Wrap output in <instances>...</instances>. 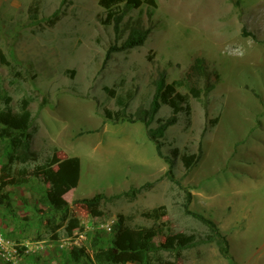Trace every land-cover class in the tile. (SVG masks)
<instances>
[{
  "label": "rangeland",
  "instance_id": "374dc122",
  "mask_svg": "<svg viewBox=\"0 0 264 264\" xmlns=\"http://www.w3.org/2000/svg\"><path fill=\"white\" fill-rule=\"evenodd\" d=\"M155 2L127 8L116 32L100 21L106 13L99 0H0V109L29 101L38 154L15 166L26 182L0 183V264H99L74 261L72 248L92 254L94 237L106 246L119 223L150 227L155 221L143 213L162 205L156 246L182 234L194 242L180 253L157 249L145 264H264V0ZM134 29L150 30L143 45L120 49ZM196 56L206 57L220 80L190 97L189 123L179 113L161 138L170 158L175 147L200 156L189 170L177 157L173 180L142 119L150 117L158 73L187 93L181 80ZM105 86L135 92L124 121L102 117L104 107L120 109ZM59 106L68 109L61 119ZM172 114L161 103L149 128ZM5 149L0 139V172ZM70 156L81 160L79 183L50 205L49 184L30 173L53 158L55 169L64 167ZM92 200L98 215L87 208ZM186 205L216 224L231 260Z\"/></svg>",
  "mask_w": 264,
  "mask_h": 264
},
{
  "label": "trees",
  "instance_id": "16d2710c",
  "mask_svg": "<svg viewBox=\"0 0 264 264\" xmlns=\"http://www.w3.org/2000/svg\"><path fill=\"white\" fill-rule=\"evenodd\" d=\"M144 1L152 5L156 3L155 0H99L100 5L105 9L106 13L105 18L100 15L99 19L104 24L113 23L115 31L119 32L126 9L139 6ZM122 4L125 5L124 9L120 7ZM32 15L37 17V10H33L32 8ZM149 31V29H134L127 39L123 41L120 49L143 45ZM242 34L244 36L249 35L246 30H243ZM254 37L256 36L254 35ZM219 80V72L211 68L209 61L204 56H196L193 59L185 72L184 78L181 80L188 89L187 93L178 91L176 85L178 82H167L166 71H160L155 80L156 90L151 112L149 113L150 117L143 119L140 117L136 118L137 120L142 119L144 121L147 127V135L154 143L157 154L169 163L167 175L173 180V168L177 157H180L184 167L189 170L199 160L200 156L196 153L180 154V149L175 147L172 149V158H170L163 153L161 138L165 135L168 127L176 123L179 113H184L189 123L192 112L190 97L200 98L202 94H208L215 88ZM104 89L109 97L115 99L120 109L113 110L109 107H104L102 117L113 123L124 121L127 118L124 109L134 97L135 92L131 89L118 92L115 88L109 86H105ZM161 103L168 105L172 109L173 114L167 119L158 118L156 128H149L151 119ZM136 119L132 122H135ZM32 121L33 114L29 108V101L26 99L21 101L16 110H10L9 108L0 109V139L6 141V159L0 172V183L2 186L26 182V179H24L25 172L23 170L21 172L20 170L17 171L15 166L36 160L38 157L37 152L31 148L33 133L36 131H32L31 129ZM212 121L213 123L218 122L219 118H214ZM57 161L56 158L48 159L45 163L37 165L30 173L33 177L39 178L44 183L49 184L45 190V199L50 205H55L58 199L76 187L80 180L81 160L78 156L67 157L64 161V167L61 166L55 169L53 165ZM143 186L139 188L132 187L131 193L135 195ZM4 197L7 196H2L3 199H5ZM98 203V200L87 201V208L91 214L98 215L100 213L97 210ZM166 211V207L162 205L144 212V216L155 221L154 225L150 227L141 226L133 228L119 223L106 246L97 237H94L92 254L82 246H74L71 251V257L74 261L86 257L99 264H126L129 262L145 264L148 261L149 255L162 247H169L180 253L181 249L193 244V235L182 234L176 239L175 243H163L160 246H156L153 240L155 236L163 233L162 226L157 222L161 217L166 215ZM186 212L196 216L212 229V239L217 240L221 250L231 260L232 256L229 253L228 240L220 233L216 224L204 215L193 212L187 205Z\"/></svg>",
  "mask_w": 264,
  "mask_h": 264
},
{
  "label": "crops",
  "instance_id": "0c3cea01",
  "mask_svg": "<svg viewBox=\"0 0 264 264\" xmlns=\"http://www.w3.org/2000/svg\"><path fill=\"white\" fill-rule=\"evenodd\" d=\"M68 101L67 102H76L77 101V99L74 97V98H72V99H67ZM59 108H60V110L58 109V114H59V119H61L62 117H65V116H67V110L68 109H66V112L65 113H62L63 111H61V107L59 106Z\"/></svg>",
  "mask_w": 264,
  "mask_h": 264
}]
</instances>
